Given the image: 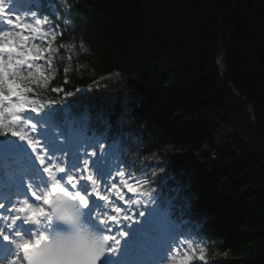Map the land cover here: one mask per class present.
<instances>
[{
    "label": "trees",
    "instance_id": "trees-1",
    "mask_svg": "<svg viewBox=\"0 0 264 264\" xmlns=\"http://www.w3.org/2000/svg\"><path fill=\"white\" fill-rule=\"evenodd\" d=\"M54 2L52 75L34 93L83 100L100 130L106 118L174 217L199 224L203 259L188 264H264V249L246 258L264 241V141L217 66L229 38L224 77L264 136V0Z\"/></svg>",
    "mask_w": 264,
    "mask_h": 264
},
{
    "label": "snow or ice",
    "instance_id": "snow-or-ice-1",
    "mask_svg": "<svg viewBox=\"0 0 264 264\" xmlns=\"http://www.w3.org/2000/svg\"><path fill=\"white\" fill-rule=\"evenodd\" d=\"M5 12L4 0H0V13ZM36 16V13H33ZM20 17H16L19 21ZM7 24L13 25L21 29L20 33L0 31V158L10 159L16 152V145L23 144V147L33 154V159L38 160V167H42L41 180L35 184L29 183L33 180L32 177L25 176L24 188L27 194L33 187L39 191H31V195L22 200L13 202L7 210L8 215L0 211V220L10 221L5 225L8 231L0 226V238L5 241H11L16 244V254L9 260L8 264H105V258L109 254H116L121 243L115 236L105 235V232L111 231L108 221L116 222L117 224L123 221H130L132 217L123 215L118 219L117 215H108V211H104L102 215L106 219H101V213L96 212V207H107L109 203L121 204L120 207H115L114 212L120 214L122 208L125 212L128 211L129 203L139 204V200L129 196L127 199L123 194H120L117 184L113 182L109 187V177H112L113 169L108 167L102 151H89V149H103L106 146L96 142V134L84 133L79 134L69 133L67 137L61 139L59 124L63 122L64 112L62 109L50 108L41 104L34 99L29 93L33 92L30 84L37 86H47V77L40 71L37 66L35 72L29 71L28 76L21 74L20 69L25 65L26 61H34L42 58V50L35 45L27 46L29 37L22 35L26 28L29 31L36 33L41 32L39 26H50L47 18L35 20V27L31 24H16L15 21L9 19ZM47 36L48 33H42ZM36 37H33L35 39ZM55 39V36H53ZM63 47V46H62ZM69 48L75 47L68 45ZM52 51L51 48L48 49ZM6 57V58H5ZM29 69L33 68L31 63L27 64ZM54 92H60L61 89H53ZM47 117V119H43ZM50 124L56 125L52 128V135L59 144L72 143L78 145L75 152L67 148L59 149V155L56 151L40 139H32L28 133L23 130H17L23 126H27L32 136L39 137L41 132H47ZM13 138H16L15 140ZM37 144L40 145L41 151L45 152V156H37ZM65 156L68 158L67 167L60 166L65 163ZM83 158V167L81 169V159ZM104 167L105 171L101 174L97 169ZM119 164L116 165L118 169ZM95 170V173L92 170ZM71 173V174H70ZM46 174V175H45ZM125 174L119 173L120 177ZM127 175L132 177V172ZM46 181V182H45ZM127 188L129 193L137 194V188L127 181H121ZM139 183V181H137ZM147 183V181H145ZM103 192H115L116 195L109 199L108 195H103ZM56 194L67 196L74 205V209L79 215L84 218L85 213L87 221L98 225L100 232L103 234L104 245L98 247L86 240L76 242L71 246H65L59 243H50L42 247L43 241L48 239V232L40 230L39 234H33V238H24L19 231H12L13 226L18 220L24 224L33 223L40 225L41 221L50 223L52 213V197ZM143 195H148L144 193ZM118 196V198H117ZM36 202H42L44 206H39L35 202H30L32 198ZM15 205H19L18 207ZM146 207V205H142ZM4 208V204L0 203V209ZM112 209H109L111 211ZM66 213H70L71 209H64ZM22 214V215H20ZM137 213H133V216ZM145 211H139V217H145ZM139 222V221H134ZM187 223V221H182ZM130 225H125L129 227ZM121 236L125 237L127 231H120ZM16 237H20L19 240ZM109 241L113 243L110 244ZM191 257H186L179 261V264H187V260ZM200 259H203L201 255ZM173 264H176L173 258Z\"/></svg>",
    "mask_w": 264,
    "mask_h": 264
},
{
    "label": "clouds",
    "instance_id": "clouds-1",
    "mask_svg": "<svg viewBox=\"0 0 264 264\" xmlns=\"http://www.w3.org/2000/svg\"><path fill=\"white\" fill-rule=\"evenodd\" d=\"M51 220L59 222L65 226L64 229H57L48 232V239L43 241L42 247L50 243H59L71 246L78 241L86 240L98 247L104 245L103 234L83 220L78 212L75 211L73 202L63 194H56L52 197ZM64 209H71L66 213Z\"/></svg>",
    "mask_w": 264,
    "mask_h": 264
},
{
    "label": "water",
    "instance_id": "water-1",
    "mask_svg": "<svg viewBox=\"0 0 264 264\" xmlns=\"http://www.w3.org/2000/svg\"><path fill=\"white\" fill-rule=\"evenodd\" d=\"M228 46H229V38H228V42H227V46H226V49L219 55V58L217 60V66H218V71H219V74H220V77L222 78V80L231 88V90L233 92H235L237 95H239V97L246 101L247 102V109H248V112L250 114V120H251V123H252V126L254 127V129L260 134V136L262 137L263 141H264V136L262 135V133L259 131L257 125H256V121H255V116H254V113H253V106L251 105V103H249L241 94H239L235 88L231 85V83H229L226 78L224 77V69H225V56H226V52H227V49H228Z\"/></svg>",
    "mask_w": 264,
    "mask_h": 264
},
{
    "label": "rangeland",
    "instance_id": "rangeland-1",
    "mask_svg": "<svg viewBox=\"0 0 264 264\" xmlns=\"http://www.w3.org/2000/svg\"><path fill=\"white\" fill-rule=\"evenodd\" d=\"M111 159H114L115 160V158H113L112 156H111ZM145 210V212L147 211V209L145 208L144 209ZM157 217H159V223L160 224H165V220H166V213H162L161 214V216H160V214H156L155 215V219H157ZM166 223H167V221H166ZM257 256V252L256 251H252V253H251V258H255Z\"/></svg>",
    "mask_w": 264,
    "mask_h": 264
}]
</instances>
